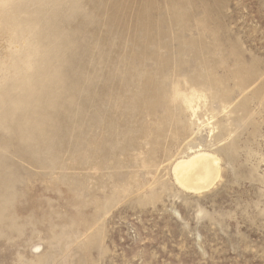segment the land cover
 I'll return each instance as SVG.
<instances>
[{"label": "rangeland", "instance_id": "1", "mask_svg": "<svg viewBox=\"0 0 264 264\" xmlns=\"http://www.w3.org/2000/svg\"><path fill=\"white\" fill-rule=\"evenodd\" d=\"M58 2L0 99V264H264V0ZM201 148L221 172L189 191Z\"/></svg>", "mask_w": 264, "mask_h": 264}, {"label": "bare ground", "instance_id": "2", "mask_svg": "<svg viewBox=\"0 0 264 264\" xmlns=\"http://www.w3.org/2000/svg\"><path fill=\"white\" fill-rule=\"evenodd\" d=\"M49 3L52 4V7L54 6L52 10L47 9ZM58 3V0H0V31L7 36V48L9 49L8 57L6 55V59L2 61V70L5 73H3L4 78L0 83V99H7L6 96L11 98L13 93L25 92L30 86L31 80L41 76L39 70L41 61L38 57L43 54H40L39 43L41 37L45 35L43 25L47 19L50 24V19H46V15H49L46 10L51 11L52 14L53 11L56 13L54 8L59 5ZM42 20L45 22L43 23ZM42 66L44 67L43 64ZM200 98L196 93L182 96L186 108L191 110L194 116L197 113L194 107L195 99ZM32 138L33 136L29 139ZM219 161L220 159L216 155L201 148L178 159L172 167V171L182 188L195 192L204 191V189H209L219 178L221 172Z\"/></svg>", "mask_w": 264, "mask_h": 264}, {"label": "water", "instance_id": "3", "mask_svg": "<svg viewBox=\"0 0 264 264\" xmlns=\"http://www.w3.org/2000/svg\"><path fill=\"white\" fill-rule=\"evenodd\" d=\"M73 57H74V53H73ZM76 79V78H75ZM75 83L77 84V80H75Z\"/></svg>", "mask_w": 264, "mask_h": 264}]
</instances>
